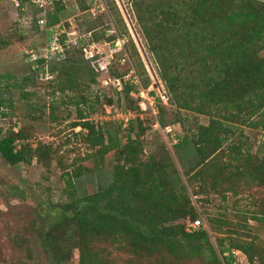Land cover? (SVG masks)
I'll list each match as a JSON object with an SVG mask.
<instances>
[{
	"label": "trees",
	"instance_id": "trees-1",
	"mask_svg": "<svg viewBox=\"0 0 264 264\" xmlns=\"http://www.w3.org/2000/svg\"><path fill=\"white\" fill-rule=\"evenodd\" d=\"M16 1L19 12L31 2ZM126 1L165 91L157 122L162 129L177 124L182 134L173 155L157 142L155 152L145 156L142 138L151 125L130 119L119 138L122 122L94 123L77 109L71 128L79 129L77 136L89 150L84 160L93 167L63 172L67 202L32 210L31 222L12 240L22 254L18 264H69L75 253L77 264H118L116 254L125 258L122 264H233L232 252L247 264H264V143L252 152L244 130H264V0ZM51 8L44 27L37 23L41 10L34 12L33 23L47 40L65 11L61 0H52ZM107 10L108 19L102 13L83 20V34H89L83 43H112L127 35L125 52L115 54L103 74L98 58L85 60L76 46L65 50L63 59L47 65L55 74L49 82L53 96L72 93L80 100L77 106H91V86L106 78L122 80L131 70L151 94L150 78L115 0H107ZM112 18L116 32L107 24ZM10 43L0 37V51ZM37 63L21 80L23 87L45 72V61ZM135 90L126 82L121 93L127 108L138 111L139 100L130 96ZM105 102L113 105L111 99ZM0 103L11 106L12 99L0 96ZM28 137L22 130L0 129V160L10 167L36 162L49 171L57 150L41 142L33 147L25 143ZM8 194L22 198L18 188ZM192 198L222 203L217 214H205L209 231H187L200 217ZM240 202L243 208L235 207Z\"/></svg>",
	"mask_w": 264,
	"mask_h": 264
},
{
	"label": "rangeland",
	"instance_id": "rangeland-1",
	"mask_svg": "<svg viewBox=\"0 0 264 264\" xmlns=\"http://www.w3.org/2000/svg\"><path fill=\"white\" fill-rule=\"evenodd\" d=\"M82 1L61 0L65 8L64 18L61 22L67 24L68 28L72 27L79 34L84 33L83 20L86 18L94 20L102 13L107 16V19L109 18L107 0ZM121 1L125 14L127 13L133 24L129 3L126 0ZM115 2L136 45L124 12L119 3L116 0ZM51 7L52 5H47L46 12H51ZM35 10L36 7L26 6L19 12L11 0H0V37L2 39L10 38L11 41L8 47L0 51V96L3 99H12L11 106L8 103H4V105L0 103V129L3 131L12 129L15 132L24 131L29 136L25 143H29L33 147L39 142L51 145L53 149L57 150L56 158L58 162L53 159L51 167L47 171L36 162H32L30 165L21 164L10 167L0 160V264L19 263L22 254L13 246L12 240L14 241L16 235L31 222V214L34 208L41 207L42 204L48 206L67 202L68 194L64 189L62 174L65 173L63 172H72L79 165L86 168L93 167V163L90 160H84L89 150L80 137L77 136L79 129L71 128L78 118L77 109H80L85 117L94 123L112 122L119 124L120 121L114 115V110L116 109L118 112L128 110L133 115L132 119L138 118L140 121L146 122L147 126L151 125V128H148L142 138L145 156L155 152L157 142L164 143L170 154L173 155L172 146L176 138L182 134L181 128L177 124L166 126L163 129L160 126L157 130L152 129V126L157 122L159 99L165 103L166 95L161 82L156 76L152 60L149 59V55L145 52L156 79L147 67L137 45L139 55L150 78L148 89L151 92L149 96L152 98L151 100L157 114L155 116L151 112L147 101L143 103L142 108L139 107L140 110H130L127 108V103L121 91L113 90L112 86L103 87L100 83L91 86L90 91L87 92V95L91 98V106L84 104L77 106L76 104L80 100L72 93L64 95L56 92L53 96L54 86L49 84V82L55 79V74H49L48 71H40L38 78H34L33 84L29 83L26 87H23L21 80L29 75L30 69L32 70L35 67L36 64L32 60L43 54L47 43L44 29L37 28L33 23L37 15H34ZM45 13L44 15L38 14V17L44 19ZM112 19H109L110 22L107 24H109L111 30L116 32L117 27H115L114 19ZM106 35L109 36L110 33L108 32ZM122 39L128 41L127 35L123 36ZM107 49L105 48L106 54H108ZM30 50L35 52V55L33 54L34 56L31 58L28 56ZM122 52H125V50ZM127 55L128 63L133 67L134 63L130 53L128 52ZM116 92H119V95ZM96 97L99 99L98 104L95 103ZM105 99H111L113 105L106 106ZM118 99L120 100L119 104H117ZM49 105H53L52 110H49ZM35 106H38L39 110H35L33 108ZM101 108H103V112H101ZM198 119L201 123L206 122L203 117ZM122 123L119 138L124 137L126 133L124 128L127 123ZM167 128L171 131L168 132ZM244 130L246 135L250 137L252 152H256L262 142L260 130L250 131L245 128ZM109 157L110 155L107 160ZM15 188L22 192V198L15 199L8 194V191ZM85 188L87 192L91 193L92 187L90 185H86ZM192 199L198 213H200L198 218L200 226L198 228L202 227L209 231L205 214H217L219 205L223 206L222 203L217 198H213L214 201L209 204L204 203L199 198ZM231 202V200H228L230 208L233 203ZM243 204L244 202H240L235 207L243 208ZM189 225H187V228ZM76 254L69 264H77ZM234 256L233 264H247L244 256L240 255L239 252L234 253ZM114 258L118 264H122L125 259L123 256H118V254L114 255ZM39 263L44 264V261L40 260Z\"/></svg>",
	"mask_w": 264,
	"mask_h": 264
},
{
	"label": "built area",
	"instance_id": "built-area-1",
	"mask_svg": "<svg viewBox=\"0 0 264 264\" xmlns=\"http://www.w3.org/2000/svg\"><path fill=\"white\" fill-rule=\"evenodd\" d=\"M12 4L15 8H19V3L16 0H11ZM52 5V0H31V2L27 6L36 7L37 10H41L40 14L44 15L46 12V6ZM26 7V6H24ZM23 7V8H24ZM23 8H21L23 10ZM43 9V10H42ZM37 23L39 26L44 27L46 24L45 18L38 17ZM51 36L47 40L44 52L41 56L33 58L32 62H34L36 65L33 69L38 68V61L44 60L45 64L44 70L47 72L48 63L50 61L60 60L64 58V52L65 50H71L73 47H80L82 50V54L85 58V60H93L95 57L98 58V69L101 73L106 74L108 65L111 61H113L115 54L120 53L123 51V46L126 42V40L122 38H117L114 42H103V43H83V39L89 38V34H79L77 33L72 27L66 28L64 23L57 24L56 26L52 27L50 29ZM62 36H65L63 39V42L60 41ZM105 48L108 50V54H106ZM35 55V52L33 50H30V54L28 56L31 58ZM126 57L119 60L120 64H123L125 62ZM128 82L129 84L135 86V91L131 93V96L134 99H138L139 101V107L142 108L143 103L145 101L148 102L150 105V110L153 113V115H157L155 108L152 103V98H150L148 91L141 88V85L139 83L138 78L135 76V73L133 70H131L128 75L120 79H112V78H106L101 81V85L104 87L112 86L117 91H121L123 83ZM114 115L116 119H118L120 122L127 123L130 119L133 118V115L130 111L125 110L123 112H118L116 109L114 110ZM152 129L157 130L159 129V124L156 122ZM167 131L170 132L171 130L167 128ZM260 138L262 142H264V130L261 132ZM200 226V221L196 220L192 222L189 227L187 228V231L195 230ZM236 252H232L234 255Z\"/></svg>",
	"mask_w": 264,
	"mask_h": 264
},
{
	"label": "water",
	"instance_id": "water-1",
	"mask_svg": "<svg viewBox=\"0 0 264 264\" xmlns=\"http://www.w3.org/2000/svg\"><path fill=\"white\" fill-rule=\"evenodd\" d=\"M116 1L119 3V6L121 7L122 11L124 12V16H125V19H126V21H127L128 27L130 28V31H131V33H132L134 39H135L136 45H137V47H138L140 53H141L142 56L144 57V60H145V62H146V64H147V67L149 68L151 74H153V77L155 78V75H154V72H153V70H152V68H151V65L149 64V62H148V60H147V58H146V53H145V51H144V49H143V46H142V44H141V41L139 40V37H138V35L136 34L135 29H134V27H133V24H132L131 20L129 19L127 13L125 14V11H124V9H123L122 1H121V0H116ZM155 79H156V78H155ZM155 81H157V80H155ZM157 83H158V81H157ZM158 84H159V83H158ZM159 89H160V88H159Z\"/></svg>",
	"mask_w": 264,
	"mask_h": 264
}]
</instances>
